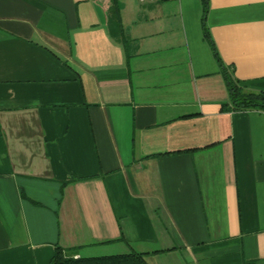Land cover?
<instances>
[{
	"label": "crops",
	"instance_id": "0c3cea01",
	"mask_svg": "<svg viewBox=\"0 0 264 264\" xmlns=\"http://www.w3.org/2000/svg\"><path fill=\"white\" fill-rule=\"evenodd\" d=\"M224 67L264 91V0H0V264H264V110Z\"/></svg>",
	"mask_w": 264,
	"mask_h": 264
},
{
	"label": "trees",
	"instance_id": "16d2710c",
	"mask_svg": "<svg viewBox=\"0 0 264 264\" xmlns=\"http://www.w3.org/2000/svg\"><path fill=\"white\" fill-rule=\"evenodd\" d=\"M205 33L206 36L209 37L213 48L215 49L208 30L205 29ZM215 54L221 62L216 49ZM223 73L229 88L231 98L230 107L232 109L239 111L251 109L264 110V91H253L241 85V83L233 76V74L230 73L227 67L223 68ZM228 108L229 106L225 105V109ZM75 252L76 249H67L57 245L50 264H149L145 258V254L134 250L122 254L87 257H75Z\"/></svg>",
	"mask_w": 264,
	"mask_h": 264
},
{
	"label": "built area",
	"instance_id": "2783aa9c",
	"mask_svg": "<svg viewBox=\"0 0 264 264\" xmlns=\"http://www.w3.org/2000/svg\"><path fill=\"white\" fill-rule=\"evenodd\" d=\"M141 1H144V2H151V1H160V0H141Z\"/></svg>",
	"mask_w": 264,
	"mask_h": 264
}]
</instances>
